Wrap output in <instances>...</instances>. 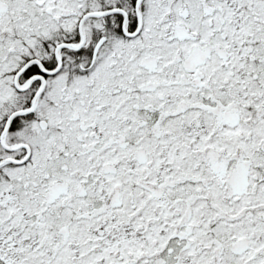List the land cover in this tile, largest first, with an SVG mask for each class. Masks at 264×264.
<instances>
[{"label":"snow or ice","instance_id":"1","mask_svg":"<svg viewBox=\"0 0 264 264\" xmlns=\"http://www.w3.org/2000/svg\"><path fill=\"white\" fill-rule=\"evenodd\" d=\"M0 264H264V0H0Z\"/></svg>","mask_w":264,"mask_h":264}]
</instances>
